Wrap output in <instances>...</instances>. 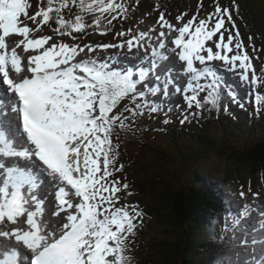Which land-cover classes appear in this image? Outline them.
Masks as SVG:
<instances>
[{
    "label": "snow or ice",
    "instance_id": "6c2138e0",
    "mask_svg": "<svg viewBox=\"0 0 264 264\" xmlns=\"http://www.w3.org/2000/svg\"><path fill=\"white\" fill-rule=\"evenodd\" d=\"M72 6L77 12L66 19L63 10ZM32 7L29 0H0V224L23 225L0 230V238L16 245L0 242V264H132L130 238L144 213L138 205H120L117 194L129 185L114 175L123 169L122 164L116 167V129L130 128L127 122L135 123L145 113L160 112L170 89L182 94L190 109L219 108L225 96L239 104L219 69L250 86L264 77L256 75L232 11L218 3L204 17L196 14L185 21V13L175 24L161 12L158 29L121 31L117 36L126 39L120 43L94 46L75 43L74 34L88 28L106 34L118 16L127 18L124 0H41L30 15ZM233 7L238 14L239 6L233 2ZM50 21L54 35L72 42L35 35ZM125 47L130 53L134 48L144 52L135 71L113 68L112 56L78 59L85 49L93 53ZM169 54L182 62L178 75L188 78L183 88L173 78L174 69L157 72ZM261 103L257 95V109ZM42 176L57 187L55 227L42 219L43 201L32 195ZM248 214L245 207L241 215ZM255 264H264V256Z\"/></svg>",
    "mask_w": 264,
    "mask_h": 264
},
{
    "label": "trees",
    "instance_id": "16d2710c",
    "mask_svg": "<svg viewBox=\"0 0 264 264\" xmlns=\"http://www.w3.org/2000/svg\"><path fill=\"white\" fill-rule=\"evenodd\" d=\"M179 2L195 5L194 0ZM92 33H95L94 29L89 36ZM232 114L239 117L233 120ZM197 120L183 128H169L167 134L171 136V145L188 142L196 149L192 154L200 156L198 159L215 152L226 158L224 169L229 174L238 178L236 174L246 172L240 178L261 177L264 181V113L250 121L231 107V111L224 109L219 116ZM126 133L132 138L128 131ZM151 148L139 149V159L143 160L147 153L150 155ZM181 154L185 157L181 163L188 165V156L183 150ZM164 159L169 166V160ZM162 168L158 163L152 164L147 171L155 174L146 175L139 185V195L148 206L145 213L158 225V235L141 246L150 251L141 261L143 264H216L214 258L222 246L235 241L233 233L223 241H216V236L211 234L212 226L216 225L214 211L221 209L220 193L215 190L219 185L216 175L203 173L197 167L189 168L183 175L179 171H169L166 175ZM145 199L151 200L152 204L148 205ZM174 234L176 237L171 241Z\"/></svg>",
    "mask_w": 264,
    "mask_h": 264
},
{
    "label": "rangeland",
    "instance_id": "374dc122",
    "mask_svg": "<svg viewBox=\"0 0 264 264\" xmlns=\"http://www.w3.org/2000/svg\"><path fill=\"white\" fill-rule=\"evenodd\" d=\"M157 1L158 3H156ZM172 1V0H168ZM200 2L201 5L199 8L203 5H205L204 8H197L195 10H191L189 8H193L194 6L190 5L189 8H187L186 4H182L180 7L176 6L172 11L165 8V0H124V2L128 5V15L127 18L119 17L114 20L118 25H109L108 31L106 34L101 35L100 33H96L91 39H87L83 36V33H76L78 39L74 41L75 43H79L81 46L85 44H91V45H97L100 44H106L110 41H117L120 43L126 37H119L117 36V33L121 31H128L129 29H132L134 32L136 31H148L149 28L156 27L159 28L157 24L158 15L163 12L165 13L166 19L169 20V22L175 24L176 20L175 18L182 14H187L184 16V20L191 18L193 15L199 14V16L204 17L208 13L214 12L215 6L217 3L222 8H229L233 13V18L235 20L237 29L240 32V39L243 41L246 49L249 52L250 57L252 58V64L253 68L256 71V75L258 77H264V0H210L207 4L203 0H194V3ZM227 1V3H224ZM29 2L33 5L32 8H30L29 14H34L36 10H38V5L41 3V0H29ZM46 3V1H44ZM142 2H145L144 4ZM233 2L239 6L238 14L233 7ZM163 7V8H162ZM69 11V12H68ZM77 9L72 6L70 8H66L63 10V14L65 18H74V15L76 14ZM92 17L87 18V22L91 23ZM134 20V21H133ZM31 25V22H30ZM32 26V25H31ZM226 26H228L226 24ZM52 28H49V26H42L41 31L38 33H35L36 36L41 35H50L53 37V40L59 41L63 40L64 42H72L71 37H59L53 34ZM91 28H88L85 32V34H89ZM166 31V30H165ZM235 30H233L234 32ZM158 32V31H157ZM152 35H158V33H153ZM174 37V36H173ZM172 37V38H173ZM249 37L252 38L251 41H249ZM50 41L49 43H51ZM254 49V50H253ZM108 50V49H107ZM127 48L125 47V49ZM85 52H87V49H85ZM95 52H100L105 55H107L106 50L96 49ZM93 52V53H95ZM92 53H88V55H84L83 58L91 57ZM222 63V62H221ZM220 63V64H221ZM225 70V69H222ZM229 74L224 77V79L227 81L230 78L234 77V80L236 81V84H240L243 86V88H240L243 92L244 97L247 98L245 105L250 106L252 103H255L256 105V96L260 95L261 98H264V82L258 81V84L256 86H250L241 83L239 80V76L234 74L231 71H228ZM249 77L251 78V73H249ZM230 85H233L237 88H239L237 85H235L231 80L229 81ZM252 89H254L252 91ZM236 91V90H235ZM237 93V91H236ZM176 97H173L171 99L167 98L166 103H177ZM184 103L179 104V106L185 105V109L179 113H173L169 114L168 110L161 109L160 114L158 115H149L146 114L143 116H138L135 120V123H132L131 121L127 122L131 124V128L137 129V131L143 132L146 134L147 132L151 133L148 136V140L151 141L153 144L161 147H166V154L169 159V166L166 171H170L171 173H174L175 171H179L181 175L182 173H186L187 170L191 167H197L199 168V171L203 173H210L212 175H216L215 178L219 181H223L225 183V186L228 185L230 187V191L234 193L235 199L231 200L230 204H226L228 206V213L227 216L222 217V219H219V226L217 228L219 233V239H223L226 235V231L229 229H232V226L229 222V217L232 214H236L237 216H242L241 212L244 210L245 207L248 209V215L242 216V217H249L247 220L249 224H259V221H262V218L260 217V214L254 213L253 209L258 205L260 202L264 203V181L260 179L252 178L250 180L248 179H242L240 177L244 176L246 172H236L239 174H236L239 176L238 178L236 176H233L232 174H229L225 171L224 167L227 164L226 158L224 156L217 155L215 152L208 153L204 156H202L200 159H198L200 156L192 154L196 149L194 147H191L188 142H183L182 144H177L176 146L172 145V140L168 135H165L162 131H165L167 127H169L171 124L175 125H182L181 121L185 120V117L183 115L184 112L190 111L193 108H188L186 106L185 101ZM128 103L127 100L122 101L121 105L118 107L120 109L123 108L124 104ZM235 104V103H234ZM242 104V101L239 103V105ZM183 109V108H181ZM167 111V112H166ZM165 112L167 114H165ZM127 115V113H125ZM144 119L142 120V118ZM167 120L168 123H164V121ZM182 127V126H178ZM120 130L119 128H117ZM117 134L114 133V139L115 140ZM138 139V138H137ZM181 148L184 151V153L188 156L187 159L189 160V164H182L181 160L184 159V155H182ZM176 150V151H175ZM118 151H122L119 147ZM123 152V151H122ZM152 154V153H151ZM177 154V156H176ZM194 155V156H192ZM198 159V160H197ZM151 157L148 158V161H153ZM196 160V161H195ZM166 161V160H165ZM164 160L157 161L159 166H167ZM195 161L194 163H192ZM130 162L127 163V165ZM147 164H150L148 162ZM151 165V164H150ZM139 167L142 169L141 171H132V168L128 165V168L126 171H122V173L117 174L115 177L118 178L121 181V184L137 181L138 183H141L145 181L146 175L155 174L153 171H147L149 170V167L145 166V163L139 161ZM182 171V172H181ZM134 172V173H133ZM125 173H132L129 175H124ZM250 176V175H248ZM124 189L118 193L117 195L120 197V205L124 204H130V205H138L140 210L145 209L142 205H139V200L141 202H144V200L137 196H131L128 202L122 198V192ZM243 191L245 193L244 197L242 198L240 196V192ZM255 193H258V195H254ZM148 205L152 204L151 200L145 199ZM53 201L55 203V200L53 198ZM144 204V203H143ZM119 206V205H118ZM264 204L262 207H260V210L263 211ZM234 209V210H233ZM55 212V211H54ZM167 213V212H166ZM168 214V213H167ZM264 215V214H263ZM169 217V215L167 216ZM3 228H6L5 226L12 228L16 225H11L8 222L3 223ZM20 225V224H19ZM148 226H150V229H148ZM148 229V230H147ZM255 232H264V227H262L261 223L258 227H255L254 229H251V235L245 236V235H239V242H238V250L235 253H232L230 255H224L222 257H227L229 264L231 263V260H236L237 258H245V255L248 256V252L255 253V245L258 248L259 246L261 250L264 251V247H262V243H250L249 239H252V234ZM158 235V225L155 224V222L147 223V224H140L136 230L135 237L136 239H139L138 242V250L137 255L138 257H143L146 252H148V249L141 248L142 245H144L146 242L150 241L153 237ZM176 235L174 234L171 238V241L175 239ZM205 242V240L203 241ZM204 254V252H202ZM206 253V252H205ZM202 254V255H203ZM245 254V255H244ZM222 259V258H221ZM220 259V260H221Z\"/></svg>",
    "mask_w": 264,
    "mask_h": 264
},
{
    "label": "bare ground",
    "instance_id": "6f19581e",
    "mask_svg": "<svg viewBox=\"0 0 264 264\" xmlns=\"http://www.w3.org/2000/svg\"><path fill=\"white\" fill-rule=\"evenodd\" d=\"M29 24H30V22H29ZM31 26V25H30ZM166 33H167V31H166ZM89 34H90V32H89ZM92 35H94V33H92ZM175 34L173 33V34H170L169 36H168V41L166 42V43H168V46H171L170 45V40L172 39V37L174 36ZM12 39H15L14 37L12 38ZM152 43L155 45L156 43H157V41L155 40V39H153L152 40ZM20 50H18V52H19ZM143 51H139V52H137V50L134 48L133 50H132V52L130 53V52H128V50H125V51H121V54H124V55H127L128 57H131V56H134V57H136V56H138V55H140L141 53H142ZM22 55H25V54H23L22 53ZM84 55H88V53L87 52H85V53H81L80 54V57H78V59H81V58H83V56ZM98 57H97V59H106V55H102V54H96ZM169 56H170V58L172 59V61L174 62V64H175V66L177 67V68H179L180 70L182 69V62H180L179 60H178V57L177 56H175L174 54H169ZM95 56H93V54H92V56H91V58H94ZM178 61V62H177ZM215 65H218L217 64V61L216 62H213ZM219 73H220V70H219ZM221 74V73H220ZM177 77V79L179 80V82H182L183 81V79L182 78H179V76L177 75L176 76ZM41 188H39L36 192H35V195H36V197H37V199L38 200H42V201H44L45 203H46V206H47V208L49 209V210H52L53 209V206H52V202H51V196L48 194V193H46L45 191H42V190H40ZM263 202H260L258 205H256V207H254V209L255 210H258L260 207H262L263 206ZM31 206V205H30ZM263 212H264V208H263ZM61 215H63V213H61ZM47 219V223L49 224V226L50 227H55L56 226V222L59 220V218L58 217H52V216H49V217H42V219L44 220V219ZM0 230H3V223L1 224V227H0ZM4 230H11V229H9V228H7V229H4ZM257 239H260V238H257ZM262 242H264V238H261L260 239ZM0 242H3V243H7V244H9L10 246H16L15 245V242H14V240L13 241H5L4 240V238H0ZM17 247H19V246H17ZM4 249L3 248H0V251H3Z\"/></svg>",
    "mask_w": 264,
    "mask_h": 264
}]
</instances>
